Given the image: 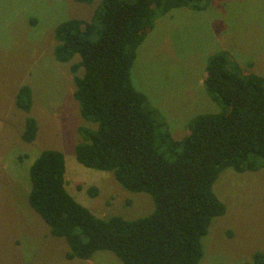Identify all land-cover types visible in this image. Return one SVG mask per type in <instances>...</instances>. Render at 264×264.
Returning a JSON list of instances; mask_svg holds the SVG:
<instances>
[{"label":"trees","instance_id":"obj_1","mask_svg":"<svg viewBox=\"0 0 264 264\" xmlns=\"http://www.w3.org/2000/svg\"><path fill=\"white\" fill-rule=\"evenodd\" d=\"M209 1L102 0L91 18L56 26V59L80 58L71 65L74 96L89 124L78 128V161L112 172L123 187L148 192L155 201L154 210L139 218L95 213L67 192L64 152L43 150L30 168L29 202L51 233L66 239L68 258L88 260L108 250L125 264H199L203 237L213 218L226 212L214 191L220 172L264 167V76L246 72L229 51L212 54L204 75L208 95L222 110L193 117L182 139L157 121L132 82L138 47L157 17L179 7L204 9ZM16 103L31 112L30 85L19 89ZM38 130L28 115L23 139L33 142ZM247 264H264V253Z\"/></svg>","mask_w":264,"mask_h":264},{"label":"rangeland","instance_id":"obj_2","mask_svg":"<svg viewBox=\"0 0 264 264\" xmlns=\"http://www.w3.org/2000/svg\"><path fill=\"white\" fill-rule=\"evenodd\" d=\"M101 1L0 0V264H125L108 250L88 260L68 258L66 239L54 236L29 202L30 168L43 150L64 152L66 190L93 212L134 219L155 208L148 192L130 191L112 172L76 157L78 128L89 124L74 96L71 65L80 58L56 59L55 28L72 17L91 18ZM223 50L246 72L264 76V0H210L200 10L172 9L157 17L138 47L132 82L175 139L187 134L196 115L222 110L208 95L204 75L208 58ZM25 84L33 90L29 114L16 103ZM30 114L39 125L33 142L22 137ZM214 191L226 212L213 218L203 237L199 264H247L264 253V167H226Z\"/></svg>","mask_w":264,"mask_h":264}]
</instances>
